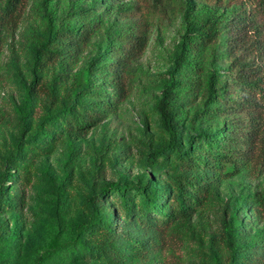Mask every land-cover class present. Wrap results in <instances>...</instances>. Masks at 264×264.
<instances>
[{"label":"rangeland","instance_id":"rangeland-1","mask_svg":"<svg viewBox=\"0 0 264 264\" xmlns=\"http://www.w3.org/2000/svg\"><path fill=\"white\" fill-rule=\"evenodd\" d=\"M5 1L0 0V7ZM192 1L197 15L211 6L227 9L228 16L218 42L189 55V62L174 74L169 70L186 30V0L177 1L175 13L165 9L162 0H51L47 8L45 0H22L15 15L0 18V264H42L40 257L49 248L85 239L89 231L81 227L102 214L100 199L107 184H128L131 203L143 205L135 189L143 177H151L164 193L178 188L177 176L198 178L208 183L206 200L191 216L157 227L144 252L130 241L122 245L127 255L115 261L101 251L85 255L76 246L43 264H246L245 252L255 243L264 245V213L250 204L257 192H264L257 134L250 147L244 142L227 146L222 140L212 145L194 142L191 155L200 163L190 173L181 170L176 150L151 156L170 138L156 108L170 77L191 83L177 91L183 102L181 152L187 149V135L217 130L225 122H240L245 128L241 134L254 122L258 129L264 127V99L253 93L254 105L243 111L195 115L204 109L210 73L217 76L218 85L228 82L237 100L239 68L248 67L243 70L248 78L264 74V15L250 14L248 25L231 28L235 14L245 7L251 10L249 0ZM79 4L91 7V16L75 13ZM50 15L58 25L89 22L91 34L76 58L60 57L41 68L34 62L32 46L44 40ZM230 35L233 48L228 46ZM40 83L52 91L51 98ZM75 101L95 112L96 121L86 130H69L65 115L59 113ZM226 148L247 149L248 160L235 176L213 173L210 178L203 162ZM231 168L226 165L223 172ZM119 196L104 199L107 210L119 208ZM235 209L244 229L229 234ZM162 210H168L167 204ZM119 224V234L141 233L124 217ZM260 260L257 264H264V256Z\"/></svg>","mask_w":264,"mask_h":264},{"label":"trees","instance_id":"trees-1","mask_svg":"<svg viewBox=\"0 0 264 264\" xmlns=\"http://www.w3.org/2000/svg\"><path fill=\"white\" fill-rule=\"evenodd\" d=\"M22 0H6L4 5L0 7V18H8L15 15V12ZM178 0H162L165 9L175 13L178 7ZM186 8L183 10L182 19L186 25V30L183 34V41L180 42L175 49L174 66L169 72L174 74L180 72L181 69L189 62V55L195 56L201 48L208 47L217 43L221 36V26L228 16V10H221L220 8L206 6L198 15L195 14L194 3L192 0H186ZM251 2V10L245 7L242 13L235 14L232 17L231 28L239 25V27L246 26L250 23V14L261 13L264 15V0H249ZM46 8L50 6L51 0H45ZM217 5V4H216ZM75 13L80 12L85 17L91 16L92 8L79 4L75 6ZM50 14H53L50 10ZM47 33L40 46L33 45L34 62L40 65L41 68H46L53 64L60 57L68 56L69 59L76 58L82 51L83 45L89 40L91 34V26L89 22L83 23L79 26L72 24L58 25L55 21V16L50 15L48 18ZM4 20V21H5ZM233 37L228 38L229 48H233ZM2 44L0 38V46ZM139 45V44H138ZM140 46V45H139ZM142 47V46H140ZM72 60V59H71ZM114 64V62H113ZM117 64V65H116ZM116 62L113 70L119 72ZM246 64H243V66ZM248 69L247 66L241 67L238 70V87L241 90L240 99L233 98L230 93V85L224 82L217 84V76L213 73L208 75L205 90V106L203 110L195 112L196 116L208 115L212 117L214 113L223 115L225 112L237 113L248 109L249 106L254 105L252 93L264 99V74L255 78H248V75L243 70ZM91 71L90 69L88 72ZM38 79L35 77L32 85L37 84ZM41 89L47 93L48 97H52V91L49 90L45 83H40ZM190 82H185L183 79H175L170 77L164 87L161 99L157 102L156 108L160 115V122L163 129L169 133V142L153 151L151 156L165 155L169 151L176 150L180 160L181 170L185 173H190L198 168V160L191 155V150L194 142L203 140L212 145L218 140L226 142L227 146L244 142L247 147H250V142L255 141V136L259 137V156L261 158L262 169H264V127L258 129L255 122L252 123L250 129L244 133V126L240 122L231 121L214 131L209 129H202L198 135H187L185 140L187 142V149L181 152L182 143L180 142L182 134L181 113L183 109V102L177 98V91L179 89L189 86ZM48 88V90H47ZM121 91V90H120ZM31 92V91H30ZM122 92V91H121ZM123 93V92H122ZM33 96V94L31 95ZM32 97L27 101H32ZM216 104V107L212 105ZM110 105H108L109 107ZM27 111V109H26ZM103 112V111H101ZM59 113L65 115L67 128L73 131L86 130L90 123L96 121L95 112L88 111L83 107H78L76 101L70 105L63 107ZM252 115L251 117H254ZM27 117V116H26ZM252 120V118H251ZM250 120V121H251ZM255 133V134H252ZM45 133V136H50ZM43 135V136H44ZM199 142V141H198ZM230 149V150H229ZM230 151H232L230 153ZM238 151V152H236ZM247 149L232 150L226 148L225 150L216 154H210L203 162L208 176L212 178L213 173H223L224 177H232L241 172L242 166L246 163ZM240 158V160H238ZM226 165H231V170L223 172ZM25 178H27L25 176ZM9 178L7 177V180ZM174 184L178 185L177 189L171 188L164 193L162 187L152 178L143 177L138 181L135 189L138 194H141L144 201L143 205L135 206L131 203V194L129 186L126 183H110L104 186L102 190L103 198L100 199V205L103 207L102 214L96 215L90 219L89 222L81 227V231H89L85 239L75 240L71 245L49 248L41 255L40 260L43 264L47 259H51L60 253L70 251L71 248H76L78 251L89 255L92 251H101L107 257H113L118 261L121 257L127 255V249L123 248L134 241L137 248L141 251H146L149 246L148 242L154 236V230L160 225L171 222L179 218L189 217L194 213L197 206L204 203L206 200V193L208 183H202L198 178L188 179L184 175L174 178ZM13 188L17 190V182L13 183ZM5 185H2L1 193L5 192ZM117 193H120L119 208L109 211L105 207L103 201ZM13 201L18 203L16 195L13 196ZM167 204L168 210L163 212V205ZM250 204L257 213H264V192H257L251 199ZM124 217L130 225H136L141 228V233H134L133 230H126V232L119 234L118 225L120 218ZM236 219V220H235ZM235 220L228 228L229 234L234 232H241L242 223L239 220L238 210L235 209L232 214V221ZM81 233V232H80ZM255 243V242H254ZM263 243V242H262ZM261 242L253 244L248 251L245 252L246 264H257L260 258L264 256V245ZM88 253V254H87ZM83 254V255H84ZM2 259V252L0 251V260ZM231 264H234L231 263ZM263 264V263H262Z\"/></svg>","mask_w":264,"mask_h":264}]
</instances>
